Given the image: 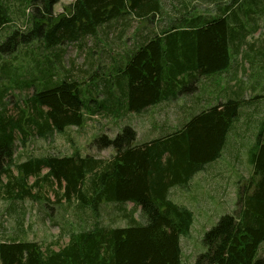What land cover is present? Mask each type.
I'll return each instance as SVG.
<instances>
[{
    "label": "trees",
    "instance_id": "obj_1",
    "mask_svg": "<svg viewBox=\"0 0 264 264\" xmlns=\"http://www.w3.org/2000/svg\"><path fill=\"white\" fill-rule=\"evenodd\" d=\"M243 1L207 0L216 11L201 13L192 0H74L56 14L58 0H0V32L12 28L14 4L19 2L20 13L30 11L28 29L15 30L13 38L39 41L47 50L96 36L101 27L125 16L151 26L141 29V36L137 34L132 48L125 51L126 63L116 61L113 69L104 71H114L117 77L103 78L105 97L99 102L85 99L80 81L68 77L54 81L50 69L45 71L51 73L48 81L53 85L47 86L45 78V89H35L26 98L27 110L21 111L19 119L6 112L8 91L0 93L3 197L14 205L25 199L43 203L47 200L37 188L58 187L61 192L55 203L76 202L80 215L78 228L70 229L68 242L58 250L54 244L45 247L25 239L0 242V264H186L182 239L190 236L195 213L174 202L170 191L189 189L197 174L223 157L240 109L255 105L264 95L246 100L236 93L145 143L137 142V133L129 126L114 138L99 136L92 144L99 150L111 149L108 158L84 156L75 149L71 155L50 153L17 161L16 141L20 137L25 144L30 133L48 140L69 127H83L88 116L102 112L140 114L175 101L195 92L199 78L227 71L233 55L246 48L254 57L250 63L259 58L264 62V44L255 49L247 43L260 29L264 0H251L249 8L236 14ZM252 87L256 89V82ZM248 152L252 174L238 190V207L205 234L208 250L193 264H264L260 252L264 246V117ZM128 203L134 205L129 213L124 207ZM109 204L121 211L125 226L102 217Z\"/></svg>",
    "mask_w": 264,
    "mask_h": 264
},
{
    "label": "rangeland",
    "instance_id": "obj_2",
    "mask_svg": "<svg viewBox=\"0 0 264 264\" xmlns=\"http://www.w3.org/2000/svg\"><path fill=\"white\" fill-rule=\"evenodd\" d=\"M72 2L74 0H58V4L54 7L55 13H61ZM250 2L251 0H244L239 8L235 9L236 14L249 8ZM191 3L196 11L201 13L216 11V8L212 7L207 0H192ZM14 11L12 28L0 32V46L6 45L4 51L0 50V93L8 91L4 99L7 104L6 112L17 119L20 118L22 110H27L24 105L26 98L30 97L35 89L39 91L45 89V78L46 84L49 83L48 79H50L51 73L45 71L46 69L53 71L54 81L66 77L80 81L85 99L101 101L105 97L103 95L105 91L103 78L108 77V79L115 80L117 77V73L114 71L110 73H104V71L113 69L116 61L122 60L126 63L125 51L132 48L137 34L141 36V32H143V30L140 32L141 29L151 27L145 22L125 16L101 27L96 36H88L80 41L65 43L53 50H47L39 41L20 42V39L18 41L16 37L13 38L15 30L22 33L27 31L30 14L29 10L25 15L20 13L19 2L14 4ZM258 24L262 31L256 34L257 36H250L248 42L255 43L257 42L256 38L264 39V18L259 19ZM253 46L258 49L261 45ZM244 51L249 52V48ZM248 54L250 59L254 58L251 53ZM48 59H51L53 63L51 64ZM261 64L264 62H261V58H259L255 63L249 61L241 63L236 71V76L230 73L219 77L220 73H218L201 79L198 84L199 91L195 96L202 97L200 100H205V103H209L210 107L216 98L226 99L234 95V92L241 93L246 100L255 95H264V68L261 67ZM4 68L6 69L5 73H2ZM255 82L256 89L252 87ZM218 83L219 88L222 89H216ZM29 85L31 87L28 89ZM52 85L51 83L47 84L49 87ZM225 87L226 89L223 90ZM193 94L194 92L186 93L182 95L181 102L178 103L175 100L177 102H170L166 105L167 108L157 110L159 122L164 126H148L147 117L144 116L145 123H143L142 119L138 117V113L135 112H119L120 115L118 113L115 116L102 112L92 117L88 116L83 127H69L64 133H55L48 140L30 133V138L23 144L19 137L16 141V160L24 161L29 156L50 153L71 155L75 149H78L84 156L96 155L108 158L113 151L111 149L99 150L93 146L92 143L96 138L102 135L114 138L129 126L136 131L137 141L140 142L153 135L160 136L178 129L177 126H174L177 122L174 118H180L179 106L184 105L183 100L187 102ZM94 105L95 103H92L90 106ZM118 115L119 117H116ZM166 117L167 121H161ZM263 117L264 98L258 100L255 105L243 106L240 109L239 119L229 135L223 157L210 164L205 175L195 179L196 182L189 193H195L202 206L197 203L191 206L195 213V223L190 236L182 239L186 264H193L199 254L208 250L203 243L205 234L217 226L222 217L237 209L238 190L247 184V179L252 174L248 151L255 143L256 133ZM206 178H208V182L205 181ZM30 182L33 183L34 180L31 179ZM42 185L37 188L36 192L46 199L48 204L45 201L41 203L25 199L14 205V202L3 197L0 190V242L25 239L38 241L45 247L54 244L55 250L68 242L70 229L78 228L80 215L76 207L77 204L76 202L70 205L55 203L57 194L61 192L60 189ZM212 196H216V198L214 199ZM124 207L125 211L129 213L134 205L127 204ZM101 212L107 222L113 220V224L116 226L126 225V219L117 207L111 204L105 205ZM139 215L140 210L136 212L135 218L139 219ZM260 252L264 256V246Z\"/></svg>",
    "mask_w": 264,
    "mask_h": 264
},
{
    "label": "crops",
    "instance_id": "obj_3",
    "mask_svg": "<svg viewBox=\"0 0 264 264\" xmlns=\"http://www.w3.org/2000/svg\"><path fill=\"white\" fill-rule=\"evenodd\" d=\"M253 11L252 14L254 15L255 11L254 10H251ZM260 25V24H259ZM260 31H262L261 29V26H260V29L254 33L253 35L251 36H257L256 34H258ZM249 38H247V43L250 44L251 46L253 45H262L264 44V39L261 40L259 38H256V41L255 43H253L252 41L251 42H248ZM254 47V46H253ZM249 52H245L244 49H243V52H240L239 54H235L233 55V59H232V66L231 68H229L227 71H225L224 73L220 74L219 77L223 76V75H226V74H230L232 73L234 76H236V71H238L239 67H240V64L241 63H246V62H251L253 61V59H250V56L248 54ZM253 57V56H252ZM204 78H207V77H201L198 79V81L195 82V85H198L200 84L199 81H201V79H204ZM221 87H222V84H221ZM197 90L194 92L193 95H191L192 97H194L195 95H197L196 93L199 91V85L196 86ZM216 89H222V88H219V83L216 84ZM226 89L223 88V90ZM234 94H236L234 92ZM189 98L186 102V100H183L185 102L184 105H180L179 108H180V113L181 115L179 116L180 118H177L175 117L174 119H176V123L174 126H177L178 128L182 127L184 124H186L194 115L198 114L200 111L206 109V108H209V103L206 104L205 103V100H200L201 98H198L197 96H195V98ZM225 99H222L220 97L216 98L214 101H213V105L217 104L218 102L220 101H224ZM178 103L181 102V97L180 99H177ZM177 101H172L173 103L177 102ZM170 102H164V104H160V105H156V106H152L150 108H148L145 112L143 113H140L138 114V117H140L142 119V121L144 120L145 121V117H147V125L148 126H153V127H156V126H164V125H161V123L159 122L160 119H159V116H157V110H162V109H165L167 108V104H169ZM211 105V106H213ZM210 106V107H211ZM167 116V115H166ZM167 117L165 119H162L161 121H167ZM143 121V123H145ZM159 122V123H158ZM154 129V128H153ZM175 130V129H174ZM159 136H152L151 138L147 139V140H141L140 142L137 141L138 143H145L147 141H150L154 138H157ZM209 170V168L204 171V172H201L199 174H197L193 180H192V185L191 187H189V189H181L179 187H176V188H172L171 191H170V197L172 198V200L174 202H176L177 204H181V205H186L188 207H190L192 209L191 206L195 205V203L199 204L202 206V204H200L201 202L198 200L197 196H195V193L192 194V193H189L193 186H194V183L196 182V178L198 176H201V175H205V173ZM205 181H209L208 178L205 179ZM207 190V189H206ZM209 190V189H208ZM207 198H209V196H207ZM212 198H216V196H212ZM220 198V197H219ZM128 204H131V203H128ZM193 210V209H192ZM194 211V210H193Z\"/></svg>",
    "mask_w": 264,
    "mask_h": 264
}]
</instances>
